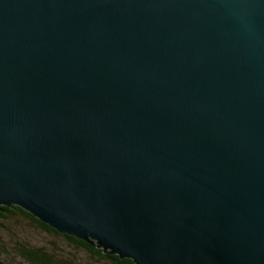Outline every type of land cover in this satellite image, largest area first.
<instances>
[{"label":"water","instance_id":"obj_1","mask_svg":"<svg viewBox=\"0 0 264 264\" xmlns=\"http://www.w3.org/2000/svg\"><path fill=\"white\" fill-rule=\"evenodd\" d=\"M136 264H264V0H0V208Z\"/></svg>","mask_w":264,"mask_h":264},{"label":"rangeland","instance_id":"obj_2","mask_svg":"<svg viewBox=\"0 0 264 264\" xmlns=\"http://www.w3.org/2000/svg\"><path fill=\"white\" fill-rule=\"evenodd\" d=\"M25 248L45 253L53 264H110L62 234L43 229L26 215L16 213L0 218V264H32L21 254Z\"/></svg>","mask_w":264,"mask_h":264},{"label":"trees","instance_id":"obj_3","mask_svg":"<svg viewBox=\"0 0 264 264\" xmlns=\"http://www.w3.org/2000/svg\"><path fill=\"white\" fill-rule=\"evenodd\" d=\"M16 213H20L23 215H26L32 219H34L43 229H46L47 231H52L57 234H62L65 236L68 240L73 241L77 245H80L85 249L86 251L97 255L101 258L106 259L110 264H136L131 258L128 257H120L119 255L110 254L108 251H104L103 248H99L97 245V241L90 240L85 241L67 234H63L49 226L48 224L44 223L43 221L39 220L37 217L32 215L27 210L23 209L22 207L18 205H12L10 207H3L0 208V218L8 217L9 215H15ZM21 254L26 257V259L31 262L32 264H53L50 257L46 255L45 253H42L39 250H33V249H21ZM61 264H71L68 261H61Z\"/></svg>","mask_w":264,"mask_h":264}]
</instances>
